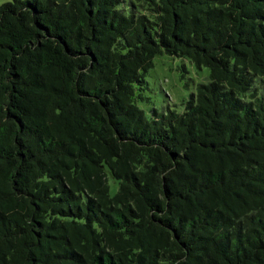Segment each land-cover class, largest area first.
I'll use <instances>...</instances> for the list:
<instances>
[{"label":"trees","instance_id":"1","mask_svg":"<svg viewBox=\"0 0 264 264\" xmlns=\"http://www.w3.org/2000/svg\"><path fill=\"white\" fill-rule=\"evenodd\" d=\"M0 264H264V0H0Z\"/></svg>","mask_w":264,"mask_h":264},{"label":"rangeland","instance_id":"2","mask_svg":"<svg viewBox=\"0 0 264 264\" xmlns=\"http://www.w3.org/2000/svg\"><path fill=\"white\" fill-rule=\"evenodd\" d=\"M130 0H125L128 3ZM144 90L136 91L137 106L150 117L152 110L164 113L168 108L177 113L184 111V104L196 85L209 82L207 68H196L189 60L162 54L153 59V68L145 76ZM111 194L117 183L109 179Z\"/></svg>","mask_w":264,"mask_h":264}]
</instances>
